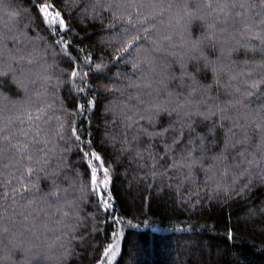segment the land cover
I'll return each mask as SVG.
<instances>
[{
  "label": "trees",
  "instance_id": "trees-1",
  "mask_svg": "<svg viewBox=\"0 0 264 264\" xmlns=\"http://www.w3.org/2000/svg\"><path fill=\"white\" fill-rule=\"evenodd\" d=\"M116 2L61 0L53 15L63 11L72 30L51 26L52 39L71 42L81 63L86 54L109 55L108 44L116 45L130 27L126 18L113 17L114 9L101 7ZM136 2L145 7L127 11L147 18L136 23L141 36L149 28V39L141 42L144 62L135 71L130 61L113 67L106 81L111 91L99 90L95 109L76 116L67 87L58 84L67 65L54 54L50 33L38 27L37 0H0V73L9 74L0 77V264H233L237 259L264 264L259 137L253 133L248 142L225 149L231 121L221 128L219 115L208 120L184 115L239 98L245 89L255 92L252 82L264 79V8L260 0H236L255 7L234 9L233 17L242 16L226 23L220 14L216 27L209 28L216 14L197 8L203 0ZM85 96L91 98L86 91L78 99ZM243 99L248 107L238 105L231 115L264 105V85ZM189 119L202 134L217 124L203 149L197 140L191 157L187 129L183 143L173 144ZM70 125L85 141L81 148L94 141L93 150L109 163L111 210H98L81 189L84 167ZM164 128L169 129L165 136L151 135ZM6 135L11 144L29 145L28 152L11 147L2 139ZM125 146L131 151H122ZM29 166L36 169L29 179L37 187L13 193ZM53 173L58 198L47 195ZM249 180L242 197H229ZM249 213L255 215L244 223ZM112 216L121 217L123 227L114 225ZM129 220L136 227H128ZM114 231L120 235L114 238ZM229 231L236 234L234 241ZM111 244L117 245V255L106 259L104 249Z\"/></svg>",
  "mask_w": 264,
  "mask_h": 264
},
{
  "label": "snow or ice",
  "instance_id": "snow-or-ice-1",
  "mask_svg": "<svg viewBox=\"0 0 264 264\" xmlns=\"http://www.w3.org/2000/svg\"><path fill=\"white\" fill-rule=\"evenodd\" d=\"M61 0H37V4L33 5V9L36 12V19L39 21L38 27H44L46 31L50 33L49 39L51 40V45L54 49H56V55L60 56L66 63L67 67L62 69V79L58 78V84H62L67 87L69 92L68 99L70 100V106L73 109L76 116H82L85 112H91L95 109L97 105V93L99 90L103 89L105 91H111L106 81L110 79V74H112V68L118 65L121 62L130 61L132 64L133 70H138L140 68L141 63L144 60L141 58L143 46L142 40H148L149 37L147 33L149 32V28L144 27L142 29L144 35L141 36V29L136 27V23L139 22L141 24L147 22L146 17H141L140 13L137 12L135 18L133 13L127 11L128 9H141L145 7V5L141 3H137L136 0H118L116 3H107L101 5V7L105 9H114L113 17L116 18L117 14H119L120 19L127 20V24L130 27H126L124 29V33L119 37L118 43L116 45L108 44V47L111 48V53L109 55L103 57H94L92 55L85 56L83 62H80L79 57H73L72 55V43L64 40L63 38L56 40L52 39L55 33L51 32V26H55L56 30L59 31L61 29L64 30L65 33L71 32V25L68 23L67 18L64 16L63 11L57 10L53 15V9L60 7ZM261 8H264V0H260ZM255 7L254 4H246V3H237L236 0H203L201 4L197 5L198 9L208 10L207 16H212L213 13L216 16L213 18V23L208 25L209 28L216 27V21L221 19V15L223 14V20L226 23L229 18L241 17L242 13L235 12L233 17V10L236 8H250ZM95 19V15L91 17ZM200 19H206L205 16L199 17ZM264 23V20L261 21ZM109 27H115V25H109ZM225 29L221 28L220 31H224ZM101 43H105L103 40ZM83 51V49H81ZM31 62V61H29ZM85 69H87L85 71ZM215 72L216 69L214 68ZM9 74L7 72L0 73V77L8 78ZM50 79V77H47ZM95 82V83H93ZM218 82V81H217ZM264 85V79H261L258 83L253 81L250 85V88L255 89L254 91H249L245 89L244 93L241 94L239 98H232L223 101L221 104H216L210 106L208 111L201 112L198 109L195 111H186L184 113L185 116L191 117L192 115L201 116L204 120H208L213 116L219 115V127L223 128L224 124L222 123L225 120L231 121V126L227 128L225 135V143L224 147L227 149L230 146H234L235 143H245L248 142L252 137L251 134H255L259 137V144L257 148L264 153V105H261L259 109L253 111L249 109L246 112L237 111L236 115H231L230 110L236 109L238 105L243 108H247L248 106L244 103L243 97L253 96L256 92L261 91V86ZM19 86H22L20 84ZM95 88L97 91L93 92L92 89ZM89 93L91 98L88 96L83 97L82 99H78L82 93ZM237 91H239L237 89ZM111 109H106V111H110ZM241 119L244 120V123H241ZM89 122H91V118L89 117ZM195 121L189 119L185 123L182 124L181 130L179 133L173 137V144L179 145L183 143L184 137L186 135L184 129H187L188 143L194 145V148L189 149L187 152L188 157L192 156L193 151L195 150L196 142L199 141L198 147L201 149L205 146V141L209 135L215 133L217 124L213 122V124L207 128L205 133H197L195 128ZM171 127V126H170ZM72 136L74 137V143L76 144L77 151L80 156V160L83 162V181L81 183L82 191L90 195L94 198V203L97 206L98 210H111L114 208V205L110 202L113 197L111 192L109 191L110 186L114 183V177L111 174L109 163L104 158V156L97 151L93 150L92 145L94 141L88 140L86 142L87 147L81 148L80 145L85 143V141L81 140V137L78 134V129L71 127ZM239 130V135L237 131ZM169 129L164 128L158 133H152L151 135L165 136L168 133ZM91 135V133H89ZM3 140L10 141V136L2 137ZM11 147L16 148L18 152L27 153L29 150V145L27 144H11ZM166 148L170 150V146L166 145ZM122 151H131V148L125 146L121 149ZM137 156H140L141 153L137 152ZM151 157V153H149ZM26 158L28 160L32 159L31 155H27ZM154 161L155 166V157H151ZM223 158V152H221L220 156L217 159ZM195 161H193L194 163ZM251 163V162H250ZM170 167H175V164L170 165ZM43 169H41L42 171ZM36 172V169L32 166H29L26 171V176L22 180L19 188H13V193L16 194H26L32 193L33 188H36V184L31 181L29 178ZM156 173L154 172L153 175ZM53 176L52 179V188L47 193V195L52 196L54 198H58L60 196V188L56 183L55 174H51ZM80 176V173H77ZM243 175V173H242ZM261 181L264 182V175L261 176ZM251 180L247 183L243 184L239 190L232 189L231 192L227 194L231 198L232 196H243L245 194V189L249 187ZM38 190V188H37ZM227 192V190H226ZM107 196V199L104 197ZM255 215V213H249L243 220L244 223H247L251 216ZM112 223L114 225H121L123 227V220L121 217L112 216ZM128 227H136V225L132 224V221H128ZM261 232L264 233V226L261 227ZM120 235L119 232H113V237H118ZM229 239L235 240L236 234L232 231L226 233ZM117 255V245L111 244L108 248L104 249V256L107 259L109 256L115 258ZM233 264H240V261L237 259L233 262Z\"/></svg>",
  "mask_w": 264,
  "mask_h": 264
}]
</instances>
